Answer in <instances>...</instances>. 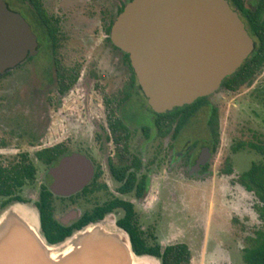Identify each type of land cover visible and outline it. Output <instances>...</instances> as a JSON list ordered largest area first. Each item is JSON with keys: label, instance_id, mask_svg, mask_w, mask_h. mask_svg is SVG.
Wrapping results in <instances>:
<instances>
[{"label": "flooded vegetation", "instance_id": "flooded-vegetation-1", "mask_svg": "<svg viewBox=\"0 0 264 264\" xmlns=\"http://www.w3.org/2000/svg\"><path fill=\"white\" fill-rule=\"evenodd\" d=\"M2 1L28 26L34 48L0 73V167L29 169L11 195H0V210L11 197L30 204L40 235L51 244L107 220L121 229H138L149 246L170 245L157 242L154 232L171 228L176 190L185 195L188 186L213 181L225 103L232 101L233 120L242 116L236 112L248 110L264 123V0L228 3L252 41L246 64L241 74L234 76L235 70L200 97L195 112L178 128L171 114L150 108L128 54L111 39V26L130 0ZM201 110L207 111L205 137L179 143L182 128ZM247 133L255 141L233 137L230 154L252 149L260 159L250 167L264 160V129ZM72 154L87 160L91 174L76 191L53 193L50 170ZM223 164L220 171L230 174L229 158ZM246 170L235 181L253 193L252 210L262 229L264 203L240 182ZM256 230L242 249L244 264V249L251 247Z\"/></svg>", "mask_w": 264, "mask_h": 264}, {"label": "water", "instance_id": "water-1", "mask_svg": "<svg viewBox=\"0 0 264 264\" xmlns=\"http://www.w3.org/2000/svg\"><path fill=\"white\" fill-rule=\"evenodd\" d=\"M112 41L128 54L150 108L164 113L215 91L248 56L252 41L227 0H130L114 20ZM34 48L22 18L0 0V73ZM53 193L81 188L91 174L78 154L50 170ZM0 264H161L137 255L127 233L107 220L90 223L51 244L28 203L0 210Z\"/></svg>", "mask_w": 264, "mask_h": 264}, {"label": "rangeland", "instance_id": "rangeland-1", "mask_svg": "<svg viewBox=\"0 0 264 264\" xmlns=\"http://www.w3.org/2000/svg\"><path fill=\"white\" fill-rule=\"evenodd\" d=\"M230 102L225 103L220 112V143L211 168L213 181L197 188L188 186L190 189H184L185 195L176 190V198L170 206L171 228L154 232L156 241L163 246L186 244L190 252L189 264H244L241 255L242 249L249 244L247 238L262 225L252 210L256 204L253 193L245 191L235 181L250 162L260 159V155L248 147L231 155L230 145L233 137L255 141L247 132L262 131L264 123L251 117L248 110L236 112L242 116L233 120L229 116L235 108ZM206 112L198 111L188 121L179 133V143L186 138L197 141L205 137L202 120ZM233 126L235 132L230 131ZM225 158H229L232 167L227 175L220 171Z\"/></svg>", "mask_w": 264, "mask_h": 264}, {"label": "trees", "instance_id": "trees-1", "mask_svg": "<svg viewBox=\"0 0 264 264\" xmlns=\"http://www.w3.org/2000/svg\"><path fill=\"white\" fill-rule=\"evenodd\" d=\"M228 3L238 4L240 0H227ZM246 62L244 61L240 68L236 69L235 75L241 74ZM200 98L193 101L191 104H186L181 107H176L166 114L172 115V121H176L178 128L189 116L197 109ZM177 118V119H176ZM28 168H10L4 169L0 167V195H11L23 182L22 177L28 175ZM240 182L246 188H253L264 203V160L261 163H253L242 173ZM251 185V186H250ZM15 202L14 198H9L2 207ZM259 213L260 218L264 221V204ZM100 218V216H99ZM129 238L131 249L137 255H150L158 258L161 264H188L189 251L185 244L174 243L160 249L158 245H147L138 229H123ZM252 245L245 248L243 259L246 264H264V225L262 229L254 232V237L251 239Z\"/></svg>", "mask_w": 264, "mask_h": 264}]
</instances>
